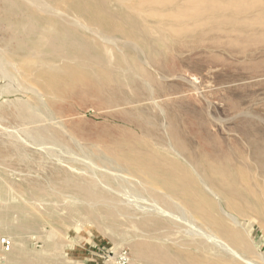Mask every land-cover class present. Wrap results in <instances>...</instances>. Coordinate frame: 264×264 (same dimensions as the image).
<instances>
[{
  "label": "bare ground",
  "instance_id": "6f19581e",
  "mask_svg": "<svg viewBox=\"0 0 264 264\" xmlns=\"http://www.w3.org/2000/svg\"><path fill=\"white\" fill-rule=\"evenodd\" d=\"M0 23L9 27L5 47L0 49V96L13 95L4 107L0 105V121L10 119L15 125L12 133L1 124L0 129L17 145L15 152L23 155V145L38 146L41 155L49 157L66 145V138L77 145L88 169L77 176L66 160L58 159L59 178L52 182L76 195L74 201L85 209L77 215L91 220L103 216L132 227L135 233L130 234L138 240L131 246L132 255L142 264H264L261 257L252 262L242 254L251 249L242 231L248 235L253 222L264 225L259 222L264 216V125L246 114L233 124L235 134L228 138L221 132L229 130L225 119L206 111L207 120L218 127L207 128L200 122L185 134L171 116L165 117L157 101L173 86L169 83L167 88L166 80L185 79L178 74L192 67L194 57L195 64L201 62L209 69L204 55L212 56L210 63H218L221 54L236 60L243 56V62L249 61L243 65L245 71L264 75V60L251 63L257 58L253 46L261 47L254 48L260 51L259 58L264 53V0H3ZM235 64L220 63V78H237L230 68ZM92 93L101 96L95 99V109L115 110L107 115L134 125L139 135L119 126L92 129L84 138L89 146H83L66 128L61 102L71 98L80 108ZM237 98L227 100L225 109L235 113L244 102ZM148 105L163 114L162 132L147 127L156 123L157 115L151 120L144 116ZM99 134L106 140H97ZM153 135L156 142L149 144L145 137ZM101 144L110 152L104 154ZM40 187L33 189L41 194ZM24 227L19 224L14 229ZM21 249L6 261L34 264Z\"/></svg>",
  "mask_w": 264,
  "mask_h": 264
},
{
  "label": "rangeland",
  "instance_id": "374dc122",
  "mask_svg": "<svg viewBox=\"0 0 264 264\" xmlns=\"http://www.w3.org/2000/svg\"><path fill=\"white\" fill-rule=\"evenodd\" d=\"M2 1L3 0H0V10L2 7ZM8 34H9V27L5 23H0V49L5 47V44H6L5 40L7 39ZM256 47H258L257 48L258 50L259 49L261 50V47L253 46L252 48L253 51H255V53L257 54V55L255 54V57L259 58L261 57L259 55L261 53H259L260 51H256V49L254 50V48ZM181 56L186 57L187 56L186 52H183ZM230 56L231 55H229L228 57V54L226 55L221 54L218 57V59L222 58L221 59L222 62H231L233 64H235V62L240 59L238 62H236L237 63L235 64L236 66L233 67L235 71L232 69V67H230L234 74H238L237 78H233V77L231 78V76H229L228 78L226 77V79H221L220 74H219L220 63H222L220 62L221 60L218 63H210L212 61V56L204 55V57H206L205 59L207 60V64L211 65L209 69L206 68L205 65L201 62L195 64L197 62V57H194L195 60H194V63L192 64V67H190V69L188 70H185L184 72L181 71L178 74V75H182L183 77H185V79L182 80V79H179L178 77L175 79L165 81V85H167V88L171 84L173 86H170L168 91L167 89H165L164 90L165 94L159 95L161 97H159L157 101L162 107L165 113V117L168 118L171 116L174 119L176 128L178 129L179 132L187 134V132L189 131V129L192 128L193 125L197 127L199 126L200 122L201 123L203 122L207 126V128H212L213 126L218 127L217 125L212 123L210 120L209 121L207 120L208 119V116H206L208 114L207 112H209L211 116H213L214 118L221 119V120L225 119L224 121L223 120L222 121L225 127L228 128L229 130L228 131L221 130V129L220 130L222 134L224 136L226 135L228 138H232L235 134L231 130L233 124H236L246 114L253 115L260 122V123L259 122L257 123H259L260 125H264V77H263L264 75L262 74H258L255 76L250 75L247 70L246 71L244 70L246 69L245 66H248L249 61L245 60L243 62L242 61L243 56L242 57L240 56L241 58H238V60H236L235 58L231 56L233 58L232 59ZM262 56H263L262 58L253 59L251 63L257 62L259 60H264V53ZM171 64L175 66L176 62L172 60ZM237 69H239L240 71ZM207 73H208V76H207ZM190 82H193V83H190ZM1 84H2V81L0 80V85ZM207 85L209 88H207ZM203 86L205 87V89ZM171 90L173 93L170 92V94H167ZM124 91L127 92L126 89ZM175 93L178 96L175 95ZM193 93L195 94V96ZM202 93L204 94V97L202 96L203 95ZM237 94L239 95V97L243 98L244 102L237 107V109L235 110L236 111L235 113H233L234 112L233 110L232 111L230 110L232 112L231 113L229 110L225 109L224 105L228 101L230 102L232 100L233 101L237 100L238 99ZM166 95L168 98L166 97ZM12 97L13 95L12 96H0V105L4 107L6 105V98L12 99ZM100 97L101 96L99 94L92 93L91 97L87 99L86 103L80 108L76 107V105L74 104V100L71 98H67L64 100V102H61L63 106L65 105V109L63 110L64 111L63 114H65V118H66L64 119L65 126L73 135H75V138L78 141H80V143L82 142L81 144H83V146L84 145L89 146L88 141L84 138L86 134L89 135L93 131L92 129H96L97 131H99V129L110 130L114 127L119 126L122 128H127L129 130L131 129V131H134L136 135H139L137 134L139 132L136 130L134 125L107 115V114L114 113L115 110L98 111L97 108L95 109V107L98 106V104L95 103V99L100 98ZM209 97L210 99L207 100V98ZM194 100L196 103L200 102V104L198 103L196 105V103L193 102ZM178 102L180 105H178ZM209 103H210V108H209ZM220 104H222V106ZM149 106L150 105L147 106V108L149 109L143 110L142 113H144V116L145 117L147 116L148 118H150L149 120H151L152 117H154L156 114L157 115L155 118L156 120V123H154L155 125L151 122L152 124H148L147 127L152 130L155 128V129H158L159 131L161 130L162 132V129H161L162 125L163 126L165 125L163 114L159 113V111H157L156 109L154 110L151 109L152 107L151 106L149 107ZM201 106L204 107L203 110H201L203 108ZM178 107H180L181 110ZM189 107H191L192 109L190 108L189 110L188 109ZM182 110L185 112L184 113L185 115L182 114L183 112ZM187 111H190V112L192 111L191 112L192 115H190L191 113ZM224 111H226L228 114L225 113ZM193 112H194V115H193ZM198 112L200 113L197 114ZM231 115L233 116V118H231L232 117ZM234 117L236 118L234 119ZM203 118H204V121H203ZM229 118L233 119L234 121H232L231 119L229 120ZM185 121H186L187 127L185 126V123H184ZM210 123L213 125H211ZM0 124L1 126L3 125V127L7 129V132L5 130L3 132V130L0 129V143L1 141H4V142L7 141L6 143H4V145L0 144V233H1L0 240L2 238H5L10 243L9 249L7 250L2 249L0 245V264H9L6 260L8 259V257L14 250H18L19 248H22L21 252L23 253V257L28 258V259H29V256L32 257V259L30 258V260H32L34 264L36 263L37 264H116L117 257L122 253H124L127 256V262L125 264H142L140 261L135 259L134 256L132 255L131 246L133 243L138 241L137 238L134 239L133 235L130 234V232L133 234L135 233V231H132V227H129L128 225H120V224L112 223L109 219L103 216L99 217V219L97 220H94V219L91 220L92 218L87 219L86 217L87 215H84V217L83 215H80V214L77 215L76 213L85 212V209H84V206L77 204V202L74 201L75 200L74 197H76V195L73 194L72 192H68V191L56 188V186L52 183L54 180L59 178L58 176L59 174H57L55 171V167L59 166L57 164L58 159L66 160L68 162L69 159L72 158L73 161L70 160L69 161L70 163L69 162L68 163L64 162V163H66L67 165L69 164V166L73 168L70 170H73V172L76 173V174L75 173L73 174L77 176L80 173L81 174L85 173V171L88 169L85 163H82V162H86V160L83 159L84 154L82 152L81 154H78V152H80L81 150L79 148L76 149L77 145L75 146L73 142L72 143L69 142L70 140L66 138L67 140V142H65L66 145L62 147H57L58 148V149L56 148L57 150L54 149V151H52V153L53 152L54 153L50 157L45 156V155L42 156L41 155L42 152H40L41 150L38 146H34V149H33V146L32 147L30 146L29 148L28 146L23 145L21 146L22 149L26 150V153H24L23 155L22 152L21 153L15 152V147L17 145L14 146L10 138L7 137V139H5L6 135L4 133L5 132L8 133L9 131L12 133L13 131L12 129L15 126L12 123V120L4 119L0 121ZM76 125H77V129H76ZM159 131H158V134H161V132ZM96 136H97L96 137L97 140H99L100 142H103L106 140V136H103L101 134L96 135ZM145 140H147V142L149 141L148 142L149 144L151 142H156V136L153 135L151 137L150 136L145 137ZM165 142L166 141L162 143H165ZM101 145L99 146L100 148L99 147L98 148L102 151L104 150L103 151L104 154H107L108 152H110V147L104 144H101ZM154 147L156 148V146ZM164 147L166 146L164 145ZM32 149L34 150L33 152H32ZM85 149L88 150L87 148ZM159 149H162V148H159ZM27 152L28 153L30 152L29 153L30 155ZM59 155H62V156H59ZM53 159H54V162H53ZM35 161H37V163ZM71 162L73 166L71 165ZM80 165L82 167H84L83 165H85L86 167L82 168ZM26 174L29 176H25ZM43 179L45 182L43 181ZM33 183H35L36 185ZM45 185L47 187H45ZM33 187L42 188L43 193L38 194L36 192L37 190H34ZM47 191L49 193H47ZM25 202L27 203V205H25ZM12 206H15L16 208L15 207L12 208ZM13 209L15 211H13ZM71 209L73 210L74 213H72ZM76 209L78 210L76 211ZM11 210L13 213L11 212ZM1 212H4V213H1ZM14 213L16 214L19 213V214L16 216V214ZM2 214H4L5 216ZM74 215L77 217H74ZM11 216L12 218L13 217L14 218L11 219ZM79 216L80 217L82 216V217L80 218ZM3 217H4V220H3ZM259 219H260L259 221L260 223L264 222L263 215L262 216L260 215ZM15 221L21 222V223H17ZM245 221L247 223L248 219H246ZM2 222L6 224L7 227H5V225ZM30 223L32 224V227L28 228L27 224H30ZM19 224H23L26 227H24L22 230L19 229L18 230L19 233H18L16 232L17 229H14V227L17 228ZM247 228L251 230L250 233H248V235L247 233H245V230L243 229H242L243 230L242 232L244 234L246 242L251 246V249H250L251 254H250V251H248L249 252L248 253L246 250L243 251L242 254L245 260L251 259L250 261L253 262L256 260L255 262H257L258 260L256 259V257L257 258L261 257L262 259H264V225H259L258 223L255 224V222H253L251 226ZM51 229H54L56 231V234H53V233L51 234L50 233ZM57 233H58V236H57ZM6 234L8 235L6 236ZM120 234L122 235L121 238L119 237L121 236ZM51 235H54L53 238H50ZM60 235L61 237H59ZM245 235H247V237ZM42 236L44 237V239ZM34 239H37V240H34ZM48 249H51V250H48ZM44 252L45 253L47 252L48 254L46 253L47 254L46 255ZM35 255H39V256H35ZM252 258H254V260H252ZM41 260L42 262H39ZM239 263L247 264L246 262H243V261Z\"/></svg>",
  "mask_w": 264,
  "mask_h": 264
},
{
  "label": "built area",
  "instance_id": "2783aa9c",
  "mask_svg": "<svg viewBox=\"0 0 264 264\" xmlns=\"http://www.w3.org/2000/svg\"><path fill=\"white\" fill-rule=\"evenodd\" d=\"M0 245L2 249L7 250L9 249V242L5 238H2L0 240ZM127 262V256L122 253L117 257V263L116 264H125Z\"/></svg>",
  "mask_w": 264,
  "mask_h": 264
}]
</instances>
